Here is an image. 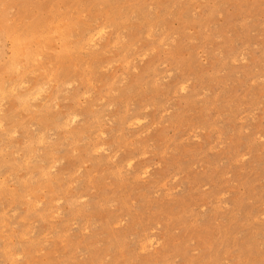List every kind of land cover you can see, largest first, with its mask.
<instances>
[{
	"label": "rangeland",
	"instance_id": "1",
	"mask_svg": "<svg viewBox=\"0 0 264 264\" xmlns=\"http://www.w3.org/2000/svg\"><path fill=\"white\" fill-rule=\"evenodd\" d=\"M0 264H264V0H0Z\"/></svg>",
	"mask_w": 264,
	"mask_h": 264
},
{
	"label": "bare ground",
	"instance_id": "2",
	"mask_svg": "<svg viewBox=\"0 0 264 264\" xmlns=\"http://www.w3.org/2000/svg\"><path fill=\"white\" fill-rule=\"evenodd\" d=\"M71 23V22H70ZM41 26V25H40ZM57 27V26H56ZM58 28V27H57ZM57 31V30H56ZM105 31V30H104ZM93 39V38H92ZM67 41V40H66ZM65 42V41H64ZM65 49V48H64ZM38 52V51H37ZM20 54H21V52H20ZM18 56V55H17ZM15 61H16V59H15ZM13 63V62H12ZM15 63V62H14ZM3 82V81H2ZM3 87V86H2ZM10 88V87H9ZM4 89V88H3ZM31 95V94H30ZM26 96V95H25ZM29 98V97H28ZM26 100V99H25ZM24 100V101H25ZM41 139V138H40ZM96 149V148H95Z\"/></svg>",
	"mask_w": 264,
	"mask_h": 264
}]
</instances>
